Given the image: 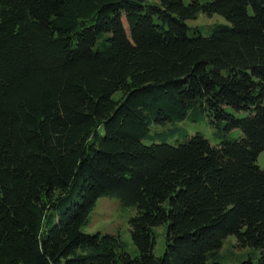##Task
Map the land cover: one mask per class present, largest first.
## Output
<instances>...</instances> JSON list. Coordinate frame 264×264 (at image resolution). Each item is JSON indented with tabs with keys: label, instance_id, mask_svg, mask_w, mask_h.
Segmentation results:
<instances>
[{
	"label": "trees",
	"instance_id": "trees-1",
	"mask_svg": "<svg viewBox=\"0 0 264 264\" xmlns=\"http://www.w3.org/2000/svg\"><path fill=\"white\" fill-rule=\"evenodd\" d=\"M192 109L240 139L151 137ZM263 150L264 0H0V264H220L229 236L264 264ZM103 197L135 257L82 232Z\"/></svg>",
	"mask_w": 264,
	"mask_h": 264
},
{
	"label": "rangeland",
	"instance_id": "rangeland-1",
	"mask_svg": "<svg viewBox=\"0 0 264 264\" xmlns=\"http://www.w3.org/2000/svg\"><path fill=\"white\" fill-rule=\"evenodd\" d=\"M149 4L158 2V0H146ZM226 21L217 15L206 16L200 14L196 20L188 21L187 24L192 29H197L203 36H207L211 28L217 24L225 23ZM233 113L237 118H244L247 112ZM156 126V125H154ZM222 127V125H221ZM200 134L206 138L212 146L220 142V138L227 141L240 139L241 133L239 130H233L229 133L222 132L213 128L199 109L187 110L186 116L181 123L171 124L164 123L157 127H151L150 135L152 138L160 136L158 143H166L172 146L182 140L184 136H192ZM223 140V141H224ZM257 165L264 171V150L257 157ZM136 215V208L126 206L120 200L114 197H103L97 200L94 208L87 218L86 224L82 227V232L88 235H113L126 245L127 252L135 257L137 250L131 242L129 235V220ZM155 248L154 255L161 258L166 244V227L160 226L154 228ZM249 257L255 259L257 252L253 249H241L237 246L234 236L227 237L221 248L213 256H208L209 262H217L220 264H240Z\"/></svg>",
	"mask_w": 264,
	"mask_h": 264
}]
</instances>
